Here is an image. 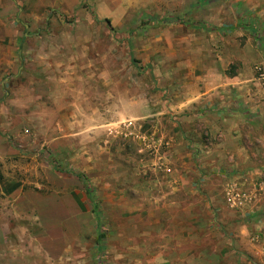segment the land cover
<instances>
[{
	"label": "rangeland",
	"instance_id": "rangeland-1",
	"mask_svg": "<svg viewBox=\"0 0 264 264\" xmlns=\"http://www.w3.org/2000/svg\"><path fill=\"white\" fill-rule=\"evenodd\" d=\"M248 2L0 0V264H264V149L205 120Z\"/></svg>",
	"mask_w": 264,
	"mask_h": 264
},
{
	"label": "crops",
	"instance_id": "crops-1",
	"mask_svg": "<svg viewBox=\"0 0 264 264\" xmlns=\"http://www.w3.org/2000/svg\"><path fill=\"white\" fill-rule=\"evenodd\" d=\"M248 3L252 5L251 9L256 5L260 7L257 17L264 21V0H249ZM247 26L248 23L241 27ZM238 27L224 28L223 34L235 32L237 37L241 33ZM251 35L242 43L239 39L234 40L237 68L229 72V76L215 69L209 70V75L214 78H210L205 86L208 92L205 103L209 112L205 120H220V130L225 135L219 145L221 153L242 156V160L231 164L239 169L254 166L255 156L251 159L249 155L264 149V87L256 79L253 69L256 63L264 65V30ZM262 202L264 204V199Z\"/></svg>",
	"mask_w": 264,
	"mask_h": 264
},
{
	"label": "built area",
	"instance_id": "built-area-1",
	"mask_svg": "<svg viewBox=\"0 0 264 264\" xmlns=\"http://www.w3.org/2000/svg\"><path fill=\"white\" fill-rule=\"evenodd\" d=\"M254 73L256 79L260 82V84L264 87V65L263 64H256L254 67ZM260 190L264 191V182H261L259 184ZM240 193L238 191L233 194V190L231 188H228L226 190V198L228 202H230L232 205H239L243 201H246V197H240ZM237 202V204H236Z\"/></svg>",
	"mask_w": 264,
	"mask_h": 264
},
{
	"label": "trees",
	"instance_id": "trees-1",
	"mask_svg": "<svg viewBox=\"0 0 264 264\" xmlns=\"http://www.w3.org/2000/svg\"><path fill=\"white\" fill-rule=\"evenodd\" d=\"M164 20H171L173 19L172 17H168V18H163ZM102 21H104L107 25V27L109 29H112V26L110 24V20L108 18H103ZM154 21H157V18H154ZM195 25L199 26L200 28H203V29H206V30H214V29H217L216 27L214 26H210V25H207V24H204V23H201V22H193ZM81 175H79L80 177ZM91 189L90 188H86V191L88 192L90 198H91V201L93 202V212L95 214V219H96V226L97 227H100V218H99V209L94 201V198L92 196V193L90 191ZM103 238V234L102 232H98L97 234V243H100L101 242V239Z\"/></svg>",
	"mask_w": 264,
	"mask_h": 264
}]
</instances>
